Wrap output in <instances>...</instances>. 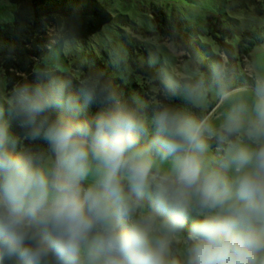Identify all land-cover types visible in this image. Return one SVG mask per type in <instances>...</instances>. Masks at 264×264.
<instances>
[{"label": "clouds", "instance_id": "9594fccd", "mask_svg": "<svg viewBox=\"0 0 264 264\" xmlns=\"http://www.w3.org/2000/svg\"><path fill=\"white\" fill-rule=\"evenodd\" d=\"M254 85L216 64L211 83L164 82L190 107L149 116L98 76L37 67L0 98V264H264V73Z\"/></svg>", "mask_w": 264, "mask_h": 264}, {"label": "rangeland", "instance_id": "374dc122", "mask_svg": "<svg viewBox=\"0 0 264 264\" xmlns=\"http://www.w3.org/2000/svg\"><path fill=\"white\" fill-rule=\"evenodd\" d=\"M113 20L97 34L65 42L51 30V49L43 56L45 63L63 71L81 72V68L95 56L111 76L127 85L133 96L144 103L147 94L157 92L165 81L178 78H199L203 73L188 65V55L168 40L152 36L154 32L152 6L165 5L185 19L192 47L200 44L196 61L221 64V51L214 36L221 37L218 26L230 30L226 42L236 50L238 72L254 77L264 73V41L256 45L244 62L239 59L238 45L247 31L264 28V0H100ZM16 6L0 0V23L14 20ZM214 56V58H212ZM225 59V58H224ZM238 89H243L238 88ZM252 89V88H247ZM10 94L7 79L0 77V98ZM214 90L209 93V110L215 107ZM213 103V104H212ZM215 151V149H213Z\"/></svg>", "mask_w": 264, "mask_h": 264}, {"label": "trees", "instance_id": "16d2710c", "mask_svg": "<svg viewBox=\"0 0 264 264\" xmlns=\"http://www.w3.org/2000/svg\"><path fill=\"white\" fill-rule=\"evenodd\" d=\"M16 6L14 20L11 23H0V77L7 79L8 90L13 85L32 79L37 67H47L57 71L60 75L78 82L87 76H98L111 84L123 98L132 97L127 85L107 71L106 67L95 56H90L81 72L72 73L63 71L55 65L45 63L43 56L51 49L50 31L53 29L59 34V41L65 42L80 38L91 37L100 32L112 20L113 16L100 0H9ZM152 20L154 32L152 36H159L160 40L170 41L175 48L188 55L190 68L200 70L211 83V66L209 62L199 64L196 55L200 44L192 47L190 35L187 31L185 19L172 8L168 11L163 4L155 3L152 6ZM221 37L214 36L221 51V64L229 70L231 86L235 89L245 86H255L254 77L246 73H239L236 65V50L226 42L230 32L218 26ZM264 41V28L247 31L243 34L238 45L239 59L243 62L250 57L252 49ZM214 58V56H212ZM225 58V59H224ZM197 78H178L177 83L194 81ZM159 85L157 92H150L145 98V111L150 116L153 109L160 104H175L184 107L187 105L180 96L169 97ZM213 104V103H212ZM97 110L92 107L91 112ZM197 115L200 110L192 109ZM14 131L19 132L18 128Z\"/></svg>", "mask_w": 264, "mask_h": 264}, {"label": "water", "instance_id": "95a60500", "mask_svg": "<svg viewBox=\"0 0 264 264\" xmlns=\"http://www.w3.org/2000/svg\"><path fill=\"white\" fill-rule=\"evenodd\" d=\"M243 88H254L253 86H245Z\"/></svg>", "mask_w": 264, "mask_h": 264}]
</instances>
